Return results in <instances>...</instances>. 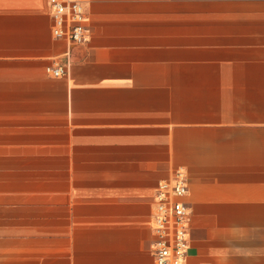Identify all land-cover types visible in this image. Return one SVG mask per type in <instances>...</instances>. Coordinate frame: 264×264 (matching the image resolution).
I'll return each mask as SVG.
<instances>
[{
	"label": "crops",
	"instance_id": "0c3cea01",
	"mask_svg": "<svg viewBox=\"0 0 264 264\" xmlns=\"http://www.w3.org/2000/svg\"><path fill=\"white\" fill-rule=\"evenodd\" d=\"M0 0V264H153L182 172L187 264H264V0ZM68 63L64 77L47 66Z\"/></svg>",
	"mask_w": 264,
	"mask_h": 264
},
{
	"label": "built area",
	"instance_id": "2783aa9c",
	"mask_svg": "<svg viewBox=\"0 0 264 264\" xmlns=\"http://www.w3.org/2000/svg\"><path fill=\"white\" fill-rule=\"evenodd\" d=\"M88 1L46 0L53 39L69 45H82L87 41ZM68 66V63L47 66L45 72L53 78L64 77ZM188 194L189 186L182 172L158 184L152 197L150 252L153 264H187L191 217V208L186 201Z\"/></svg>",
	"mask_w": 264,
	"mask_h": 264
}]
</instances>
